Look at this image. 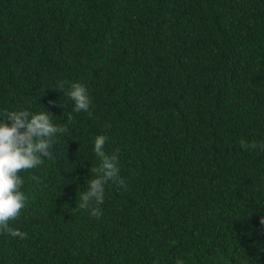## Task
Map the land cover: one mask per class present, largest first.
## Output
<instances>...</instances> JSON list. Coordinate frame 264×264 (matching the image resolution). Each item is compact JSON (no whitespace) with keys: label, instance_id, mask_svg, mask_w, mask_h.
I'll return each mask as SVG.
<instances>
[{"label":"trees","instance_id":"16d2710c","mask_svg":"<svg viewBox=\"0 0 264 264\" xmlns=\"http://www.w3.org/2000/svg\"><path fill=\"white\" fill-rule=\"evenodd\" d=\"M26 101L67 131L0 264H264V0H0V111ZM98 134L123 183L93 216Z\"/></svg>","mask_w":264,"mask_h":264},{"label":"clouds","instance_id":"9594fccd","mask_svg":"<svg viewBox=\"0 0 264 264\" xmlns=\"http://www.w3.org/2000/svg\"><path fill=\"white\" fill-rule=\"evenodd\" d=\"M67 94L73 102V111H87L90 108L91 97L85 83L71 82ZM53 117L46 108L38 110L31 101L0 111V231L12 236L23 235L20 229L10 224L20 214L27 200L21 170L35 169L41 165L43 158L51 155L52 144L67 131L66 126L55 122ZM105 141L106 137L102 134L96 135L93 140L100 175L92 173L85 181L80 205L81 208H88L93 216L100 214L99 205L105 199L106 183H123L118 156L106 153ZM71 166L72 169L75 165ZM174 264H184V260L177 257Z\"/></svg>","mask_w":264,"mask_h":264}]
</instances>
